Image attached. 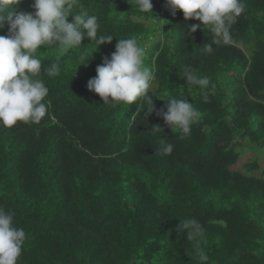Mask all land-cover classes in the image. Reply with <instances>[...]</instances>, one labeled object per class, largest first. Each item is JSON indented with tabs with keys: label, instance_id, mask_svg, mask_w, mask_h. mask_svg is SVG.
<instances>
[{
	"label": "trees",
	"instance_id": "obj_1",
	"mask_svg": "<svg viewBox=\"0 0 264 264\" xmlns=\"http://www.w3.org/2000/svg\"><path fill=\"white\" fill-rule=\"evenodd\" d=\"M151 2L141 13L129 0H79L113 40L38 50L51 106L39 124L0 126V208L26 233L17 264H264V0H243L227 45L202 25L191 32L201 22L166 0ZM33 3L17 11L34 13ZM119 38L137 40L154 74L147 116L144 98L113 107L88 88ZM186 71L209 85L188 86ZM171 98L200 111L190 135L158 114ZM168 143L170 155L156 153ZM247 153L255 160L236 170Z\"/></svg>",
	"mask_w": 264,
	"mask_h": 264
},
{
	"label": "clouds",
	"instance_id": "obj_2",
	"mask_svg": "<svg viewBox=\"0 0 264 264\" xmlns=\"http://www.w3.org/2000/svg\"><path fill=\"white\" fill-rule=\"evenodd\" d=\"M21 0H0V29L9 25V34L0 35V126L11 128L18 122L39 124L45 117L51 101L44 103L49 89L42 79V62L37 57L38 50L52 46L60 53H66L82 45L84 38L98 42V46L113 40L112 35L98 36V18L90 15L79 0H34V13L18 12ZM132 7L141 13H153L151 0H129ZM166 6L173 15L182 10L186 20L195 19L201 24L192 25L191 32L203 26L210 29L216 45L231 42V27L246 10L243 0H166ZM79 11L73 14V10ZM69 17L73 18L69 22ZM208 51L212 50L208 45ZM98 51V50H97ZM145 49L135 38L118 39L111 58H104L97 66V75L88 82L89 90L97 93L104 104L115 107L119 103L133 104L144 98L148 105L145 115L154 111V103L149 95L154 89V74L144 66ZM90 59V58H89ZM85 57H80V65ZM56 63L44 68L50 77L59 75ZM188 86L205 89L209 85L207 77H199L186 71ZM111 98V99H109ZM207 95L204 99L207 100ZM167 111L161 110L164 121L172 130L180 129L184 136L191 134L192 125L201 119V113L186 99L171 98ZM134 113L132 119L135 120ZM162 127L155 125L151 131ZM183 138V137H182ZM173 145H158L156 153L170 155ZM191 222H181L178 230H186ZM26 238L23 228L14 226L13 213L0 208V264H17ZM192 238V234H188ZM199 259L207 261V255L200 250Z\"/></svg>",
	"mask_w": 264,
	"mask_h": 264
},
{
	"label": "rangeland",
	"instance_id": "obj_3",
	"mask_svg": "<svg viewBox=\"0 0 264 264\" xmlns=\"http://www.w3.org/2000/svg\"><path fill=\"white\" fill-rule=\"evenodd\" d=\"M251 158L252 159L254 158L253 153H247L244 156H241L239 163L234 168L236 170H240L242 172L246 171L245 165L248 164V162L250 161ZM255 158H256V156H255ZM255 158H254V160H255ZM261 165H262V167L264 166V159L261 160Z\"/></svg>",
	"mask_w": 264,
	"mask_h": 264
}]
</instances>
